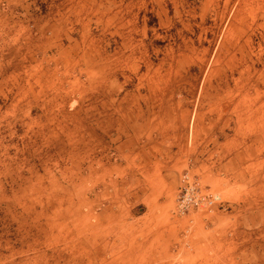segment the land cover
<instances>
[{"label": "rangeland", "instance_id": "obj_1", "mask_svg": "<svg viewBox=\"0 0 264 264\" xmlns=\"http://www.w3.org/2000/svg\"><path fill=\"white\" fill-rule=\"evenodd\" d=\"M0 264H264V0H0Z\"/></svg>", "mask_w": 264, "mask_h": 264}, {"label": "built area", "instance_id": "obj_2", "mask_svg": "<svg viewBox=\"0 0 264 264\" xmlns=\"http://www.w3.org/2000/svg\"><path fill=\"white\" fill-rule=\"evenodd\" d=\"M176 197L174 212L183 214L191 209H198L212 205L216 196L211 193H203L198 184L191 181L187 175L183 177Z\"/></svg>", "mask_w": 264, "mask_h": 264}]
</instances>
